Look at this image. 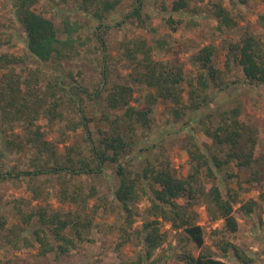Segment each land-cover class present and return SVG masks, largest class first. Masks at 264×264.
<instances>
[{"label": "rangeland", "instance_id": "374dc122", "mask_svg": "<svg viewBox=\"0 0 264 264\" xmlns=\"http://www.w3.org/2000/svg\"><path fill=\"white\" fill-rule=\"evenodd\" d=\"M141 1L140 15L128 17L137 0H121L112 10H105L96 2L86 7L85 0H39L43 13L54 21L61 39L68 36L66 23L74 25V51L65 57L38 62L27 51L26 32L16 16L14 0H0V55L12 53L18 57L17 61L0 66V85L4 73L11 67L22 81L23 94L34 87L36 94L48 103L56 101L57 111L62 115L50 121L43 112L38 119L44 139L54 150L38 153L30 143H26L23 150L6 146L10 139L16 142L18 136H28L27 122L21 117L6 116L0 108V149H5V156L0 157L3 171H11L14 175L37 166L43 168L53 155L60 162L68 157L89 160L93 142L78 125L77 107L82 106V113L89 118L88 125L96 143L104 131L112 130L117 118L125 125L128 112L135 118V111L148 107L155 90L133 81L132 62L125 55L127 45L132 47L135 41L143 39L156 59L182 67L185 77L182 104L188 103V81L196 82L199 70L194 55L210 45L214 48V64L223 71L224 82L208 89L209 102L204 105L203 112H193L182 106L180 116L176 117L174 107L158 98L149 113L151 124L135 127L136 144L121 160L137 169L149 162L156 166L170 160L178 176H187L193 170L188 153L191 141H196L204 153L224 155L227 147L218 146L204 132L203 126L220 123L224 110L238 109L243 119L256 125L254 150L258 160L241 169L235 161L231 162L228 169L236 176L227 178L222 172L217 180L206 178V193L191 201L189 211L197 215L204 227V249L227 264H264V156H261L264 155V85L245 81L242 67L229 49L231 43L240 41L246 29L256 34L264 49V19L261 17L264 0H234V3L231 0H190L187 8L173 12V18L181 22L172 25L167 22L169 13L162 10V5L172 0ZM217 2H222L237 15L236 26L219 27L214 6ZM96 34L105 39V51ZM227 61L231 70L226 66ZM104 68L106 75L102 74ZM36 77L39 80L34 86ZM122 84L133 87V96L128 106L111 108L107 96ZM96 93L100 94L96 96ZM71 95L76 97L78 104L72 101ZM72 123L78 126L73 128ZM190 129L193 134H189ZM115 169L114 163L108 161L99 172L91 174L66 170L58 175L39 174L35 179L27 175L0 177V218L6 221L0 233V264H120L140 258L145 264H188L182 255L186 252L198 255L201 249L182 228L176 229L162 218L159 220L163 239L153 253L145 255V223L155 218L150 214L152 184L145 180L146 194L141 193L138 201L130 203L132 214L129 217L122 204L114 199V191L119 186ZM215 183L222 189L231 187L238 193L234 202L239 222L236 233H230L224 220L215 217L207 194ZM76 188L80 192L78 202L70 201L61 192L62 189L74 192ZM250 199L259 201L252 213L247 215L237 210ZM177 201L188 202L184 198ZM41 210H45L49 219L53 214H61L86 222L81 238L70 231L75 238V248L59 257L55 252L42 254L32 232L40 224L38 212ZM14 225L19 231L15 241L7 238L8 228ZM224 240L240 246L253 260L243 263L233 250L224 255L218 246V242Z\"/></svg>", "mask_w": 264, "mask_h": 264}, {"label": "trees", "instance_id": "16d2710c", "mask_svg": "<svg viewBox=\"0 0 264 264\" xmlns=\"http://www.w3.org/2000/svg\"><path fill=\"white\" fill-rule=\"evenodd\" d=\"M120 1L85 0V5L87 7L88 3L96 2L101 3L105 10H112ZM231 1L234 3V0ZM189 2L190 0H172L169 4L162 5V10L169 13L167 22L171 25L174 22H181L180 20L176 21L172 14L187 8ZM13 5L16 16L26 32L27 51L38 62H47L53 57H65L74 51L73 24L70 22L66 23L68 36L66 39H61L54 21L43 13L39 0H14ZM214 6L220 28L238 24L237 15L230 11L222 2H217ZM141 9L142 1L137 0V5L127 16L140 15ZM261 17L264 19V15H261ZM96 35L102 49L105 51L107 49L105 39L101 35ZM229 49L235 54L236 62L241 65L245 81L264 85V49L256 34L246 29L240 41L231 43ZM151 50L150 45H147L143 39L135 41L132 47L128 45L125 47V55L132 62L133 81L144 83L155 90V93L150 96L148 107L135 111V118H133L132 113L128 112V120L125 125H121L120 120L117 118L113 121L112 130L104 131L102 136L99 137L98 143H96L88 125L89 118L82 113V106L77 107L76 110L80 116L78 125L85 129L87 138L93 142L89 160L82 157H78L76 160L68 157L64 162H60L53 155L49 163L47 161L43 168L37 166L35 169L17 171L14 175H12L13 172L11 171H3V163L0 160V177L11 176L17 178L20 175H27L31 179H35L39 174L53 173L58 175L66 170L76 174H91L99 172L102 165L109 161L116 166L115 173L119 179V186L114 191V199L122 204L123 208L129 213V217L132 214L130 203L138 201L141 193L146 194L145 180H149L152 184L153 194L149 197L151 202L150 214H153L155 218L145 223V255L149 256L153 253L163 239L160 229L161 221L159 220V218H162L174 228H182L201 249L198 255L187 252L182 255L188 264H227L221 258L204 249L206 239L204 227L199 223L197 215L189 211V206L191 201L198 198L199 194L206 193L204 182L206 178L217 180L222 172L226 173L227 178L236 176L234 171L228 169V165L233 161L236 162V166L239 169L251 166L257 162L258 157L255 155L254 150L257 144L256 125L243 119L236 108L224 110L221 114L220 123L216 125L209 126L204 123V132L212 137L218 146H226L227 149L222 156L219 154L209 155L201 151L196 141H191L192 146L188 149V153L190 154L193 170L187 176H178L170 160H164L156 166L149 162L143 164L144 166L141 169L132 168L130 163H123L121 160L123 154L129 153L136 144L133 139L135 127L138 124L144 126L151 124L149 113L152 111V104L158 98L165 100L174 107L176 117L180 116L182 106L193 112L200 110L202 113L204 105L209 102L208 89L212 85L220 86L224 82L223 71L214 64V48L210 45L204 46L194 55V62L198 63L199 70L196 82L194 80L188 81V103L182 104L184 93L182 84L185 81L182 67L169 61L156 59ZM17 60L18 57L15 54L3 53L0 55V66ZM226 66L228 70H231L229 61L226 62ZM106 70V68L102 70L103 75H106ZM38 80V77H36L34 86L38 83ZM61 88L66 93H69L66 88L62 86ZM133 92L132 86L126 84L116 86L107 96L108 105L114 109L120 106H128ZM98 94L100 93H96V96ZM71 99L78 104L79 101L76 97L71 95ZM57 106L58 103L56 101L48 103L37 95L34 87L33 89H27L26 93L23 94L22 81L10 67L4 73V78H2L0 85V108L8 117L23 118L27 122L28 136H18L16 142L10 139L7 141L6 146H16L19 150H23L25 144L30 143L37 149L38 153L44 151L54 152L50 143L44 139V133L37 121L43 112H45L50 121L60 118L62 115L58 113ZM78 125L72 123L71 126L76 128ZM122 126L125 127V130ZM126 132H129L127 136L125 135ZM188 132L193 134L191 129ZM4 150V148L0 149V157L5 156ZM61 192L70 201L78 202L80 196L78 188L74 192H70L68 189H62ZM207 194L209 202L214 208L215 217L224 220L226 229L230 233H236L239 229V222L234 209V202L238 199L237 191L231 187L222 189L221 185L215 183L211 185ZM90 196H93V194H90ZM181 198L187 199L188 202L179 203L177 200ZM258 206V200L250 199L241 204L237 210L248 215ZM38 215L40 224L32 232L42 254L55 252L59 257L68 253L77 246L75 238L70 234V231L73 230L74 234L81 238L82 228L87 226L86 222L80 218L75 219L70 215L62 217L61 214H53L49 219L45 215V210L39 211ZM5 224L6 221L0 218V233L5 228ZM8 231L10 235L7 238L12 237L14 241L18 239L19 231L17 225L8 228ZM218 246L224 255L229 254L233 250L235 256L241 259L243 263H249L253 260L245 250L229 240L219 241ZM120 264L145 263L140 258L139 261L126 260Z\"/></svg>", "mask_w": 264, "mask_h": 264}]
</instances>
